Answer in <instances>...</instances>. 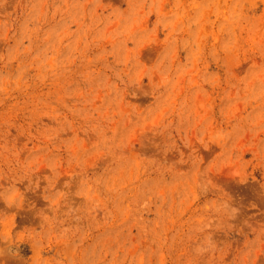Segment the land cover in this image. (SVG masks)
I'll return each mask as SVG.
<instances>
[{"label": "rangeland", "instance_id": "1", "mask_svg": "<svg viewBox=\"0 0 264 264\" xmlns=\"http://www.w3.org/2000/svg\"><path fill=\"white\" fill-rule=\"evenodd\" d=\"M0 264H264V0H0Z\"/></svg>", "mask_w": 264, "mask_h": 264}]
</instances>
